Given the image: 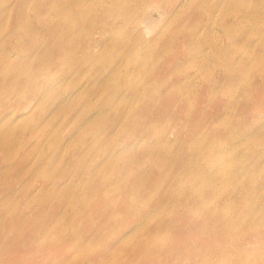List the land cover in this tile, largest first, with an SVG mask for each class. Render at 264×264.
I'll use <instances>...</instances> for the list:
<instances>
[{
  "label": "rangeland",
  "instance_id": "rangeland-1",
  "mask_svg": "<svg viewBox=\"0 0 264 264\" xmlns=\"http://www.w3.org/2000/svg\"><path fill=\"white\" fill-rule=\"evenodd\" d=\"M16 1L0 0L6 15L0 21V53L14 44L15 57L21 39L26 46L12 66H2L10 70L8 77L28 67L22 63L25 57L36 62L54 53L56 61L42 73H31L44 84L63 78L76 60L55 46L61 35L77 29L78 79L56 85L51 97H43L17 125L7 118L21 142L5 148L0 140V253L3 244L42 236L38 243L57 240L40 256L67 254L78 264H264V129L259 131L264 126V0H193L174 14L177 0L152 1L148 8L151 0H65L62 8H53L54 0H20L28 7L24 23L40 20L50 27L35 36L20 28L21 39L13 32L17 9L11 16L1 9L14 7ZM35 1L39 9L29 8ZM145 11L148 24H138L136 37L132 31ZM34 40L40 44L36 54L27 48ZM94 40L100 44L87 56L83 48ZM163 54L157 64L145 67ZM151 72L156 74L151 80L175 83L178 91L164 117L143 110L146 95L140 83ZM27 74H20L21 82ZM121 84L126 85L122 94L114 90ZM77 85L78 97L62 98ZM21 86H1L8 89L5 108L36 100L41 88L23 97ZM161 94L167 96L165 90ZM250 97L258 102H249ZM50 99L51 109L61 99L69 113L48 123L45 135L26 138L23 126L39 120ZM190 102L209 114L215 111L217 123L206 125L207 117L192 134L185 127ZM88 109V115L79 116ZM238 109L242 112L236 115ZM77 115L78 134L68 143L71 118ZM53 128L64 138L52 135ZM205 129L220 132V141L208 145ZM168 131L173 132L170 138ZM117 140L136 142L112 156ZM72 168L76 173L69 179L48 177L51 172L55 178L68 176ZM195 198L204 207H191ZM122 199L134 205L119 209ZM160 199L163 204L155 205ZM155 207L156 214L136 228L141 213L146 216ZM18 215L27 222L21 224L25 232L16 235ZM62 219L75 241L60 242ZM168 241L179 251L171 253ZM16 249L1 254L5 261L37 259L33 247ZM153 258L157 261H149Z\"/></svg>",
  "mask_w": 264,
  "mask_h": 264
},
{
  "label": "bare ground",
  "instance_id": "bare-ground-1",
  "mask_svg": "<svg viewBox=\"0 0 264 264\" xmlns=\"http://www.w3.org/2000/svg\"><path fill=\"white\" fill-rule=\"evenodd\" d=\"M20 0H17L15 3V6L12 8H9L8 6H4L1 9H6L8 12V15L11 16L12 11L14 10V8L17 9V14H15L14 16H12L13 22L16 24L15 29L13 30L14 34L17 35V37L20 38V28H23L22 30L26 33H28L30 36H35L37 33L47 30L48 32L50 31V27L48 26H43L44 23H42L40 20L35 22L36 20H31L29 23H24L23 20V14L27 11V6L23 5L22 3L19 2ZM51 1V0H50ZM65 0H54L51 1L50 4H53V8L54 7H58L62 8V3ZM150 1V0H145ZM155 2L157 4V0H151L150 2H148L147 4V8L150 7V3ZM193 0H177V2L175 3V6H173L171 13H175L180 11L181 9H183L189 2H191ZM201 2H203V0H199ZM197 1V3L199 2ZM36 3L33 2V4H31L29 6V8H35V9H39V3L37 1H35ZM59 3V4H58ZM58 4V5H57ZM196 4V3H195ZM159 11L161 12V14H164L163 9H161L160 7H158ZM46 10V9H45ZM4 13H2L0 11V21L2 22L4 17L6 15L3 16ZM69 13H66L65 16L67 17ZM147 16V12L145 11L143 13V17L138 21L136 27L133 29L132 33L136 36L139 37L140 33H139V29H138V24L143 22L146 25L148 24V21L146 19ZM11 19V17H10ZM38 20V19H37ZM25 26V27H24ZM72 30V29H71ZM70 30V31H71ZM189 33L194 32L193 28H189L188 30ZM69 35L65 36V35H61L60 36V41L58 43V45H56L55 47L58 49H63V55L64 56H71L74 57L72 61L76 60V63L74 65H72L65 73L63 78H56L54 79L51 83H47L44 84L46 81H42L40 80V78L38 77V75L34 74L36 72V70L40 73H42L45 70V67L51 64V60H55V55L54 53H49L48 55L39 58L36 62L34 60L31 59V57H25V60L22 62L23 64L27 63L28 67L26 69H24L23 71H19L18 74L16 76L13 77H8V74L10 72H8V70H6L8 67H2L4 64L12 66L15 61L17 59H20L23 55H24V49H26L25 44L23 43L22 39L21 41V45L18 48V53L16 54V56L14 57L13 52L16 49H14V44H10L11 48L9 47L8 50H4L3 54L2 52L0 53V69L4 70V72L2 74H0V121H4V122H0L1 123V128H4V130L2 131V133L0 134V140L2 141V143L5 144V148H8L9 145L12 141H15L17 143H20L21 141H19L18 136L15 134H12V131L14 132L13 126L8 125L7 121L9 119H13L15 122V125H17L19 122L23 121V119H26L28 116H30V113L33 112L34 109H36L37 106H39V104L41 103L40 101L42 100L43 97L45 96H49V98L51 97V95L53 94V92H50L56 85H59L62 82H67L69 80H76L78 79V59L75 55L76 49L78 48V30L74 29L71 32H68ZM178 35V34H177ZM175 35L174 37H172L173 39L177 36ZM68 39L70 40L69 43L67 44ZM16 42V41H15ZM96 43V44H95ZM16 44V43H15ZM19 44V43H18ZM95 44V45H94ZM98 44H100V40H94L93 43L91 44H87V46H85L83 48V51L87 53V56H91L95 51H96V47L98 46ZM40 44L38 41L34 40V42L31 45H28L27 48L29 50L35 51L36 54V50L39 48ZM8 47V46H6ZM175 48V47H174ZM20 49V50H19ZM160 49H158L159 51ZM78 51V50H77ZM175 51L177 52L175 49H172V52ZM162 52V50H161ZM26 53V51H25ZM159 53V52H158ZM22 54V55H21ZM165 54H163L161 57L159 58H152L146 65L145 67H150L153 66V64H157L158 61L164 57ZM172 56H174V54H172ZM56 61V60H55ZM140 59L139 56L137 57V60L135 63H139ZM21 64V66L23 65ZM37 65V66H35ZM5 66V65H4ZM143 66V65H142ZM171 67V65H169ZM173 67V65H172ZM17 71V70H16ZM34 72V73H31ZM159 71V70H158ZM21 73H28L24 79H23V83H25V86H21L22 82L20 80V74ZM156 77V74L154 72H151L149 74H147V79H144L141 81L140 85L143 89L144 95H146V98L143 102V110L145 113H151L152 115H154L156 118L159 117H164L165 115H167L169 113V99L171 96L175 95L178 93L176 86L174 85L175 83L172 82H164L161 81V83H157L156 79L155 81L151 80L152 78ZM141 79H137V81H140ZM189 82V81H188ZM13 84V90L16 89L15 87L17 86L18 88H20L21 86V96L23 97H27L28 96V92L29 91H35L38 88H41L38 91V93L36 94V97L34 99L36 100H30L27 103L23 104V106L21 108H14L10 109V107L5 108V103H7L8 99L6 96V91H8V89H5V91L2 90L3 85L7 86ZM125 84H121L117 87L114 88L115 92H118L120 94H122V90L125 88ZM57 88V87H56ZM165 88V89H164ZM66 89V88H65ZM139 89H135L133 90V92H138ZM165 90V92L167 93V96L165 97L164 94H161V92ZM53 91V90H52ZM36 92V91H35ZM34 92V93H35ZM50 94V95H49ZM81 95V94H80ZM37 96H39L37 98ZM54 96H56L54 94ZM76 98L78 97V85L76 87L75 90L73 91H64L62 98L66 99V98ZM82 97L84 98V96L82 95ZM17 98V97H16ZM32 98V97H31ZM60 98V97H59ZM21 99V98H19ZM47 99V98H46ZM45 99V100H46ZM249 102L252 103H257L258 102V98L253 99L252 97L248 98ZM23 100V99H22ZM44 100V99H43ZM42 100V101H43ZM24 101V100H23ZM27 101V100H26ZM50 103H45V107L46 110L42 111L44 112V115H42L39 120L43 121L39 123L38 118H31L32 120L28 123H26L23 126V131H24V135L27 136L26 138H30L33 139L36 136L39 135H45L46 132H48V127L46 126L48 123H50L52 120H57V119H61L62 117H65L68 113H69V108L64 109L62 105V100L60 99L58 104H55V107L53 109H51V99L49 100ZM148 102H151L150 105ZM248 102V103H249ZM17 105V104H16ZM41 105V104H40ZM190 109L186 112V121H185V127L193 134V132L195 130H198L202 124L205 122L206 118L208 117V121L205 123L206 125H211V127H213L217 122L214 119V115L217 114L215 111H211V114L207 113L205 111V109L200 108L199 106H197L196 104H193L192 102L189 103ZM25 109V110H24ZM52 111H51V110ZM23 110V111H22ZM41 110V109H40ZM249 108L247 109L248 112ZM22 111V112H20ZM90 109H88L85 113L79 115V116H86L88 115ZM20 112V113H19ZM242 110L238 109L237 110V114L239 115L241 114ZM97 115H101L102 112L101 111H97L95 112ZM27 115V116H26ZM24 116H26L24 118ZM173 117H176V114H172ZM211 116V119H209ZM43 117V118H42ZM7 118H9L7 120ZM42 118V119H41ZM45 123V124H43ZM71 127H70V136L68 138V143L72 142L75 135L78 134V115L76 117L71 118ZM14 125V124H13ZM20 127H18L19 129ZM264 129V126H261L259 131H262ZM49 132L52 133V135H55L57 137L60 138H64V135H62L61 133L58 132L57 128H53L51 129ZM144 132V131H142ZM205 135H206V139L205 142L208 145H213L214 143L220 141L221 138V133L218 131H211V130H204ZM173 132L172 131H168L167 132V136L168 138L172 137ZM21 135V134H20ZM257 133H255L254 136H256ZM22 136V135H21ZM17 139V140H16ZM136 141H132V142H128V141H122V140H117V142H115L111 155L114 156L117 153L120 152V150H125L127 147H129L130 145L134 144ZM120 145H122V149L120 148ZM26 158V157H24ZM55 157H52L51 159H53L52 161H54ZM76 168H72V170H70L71 174H69L67 176V173H65L64 176H60L59 178H55L57 176H55L56 174H54V172H51L48 177L51 181H55V180H61V179H69L71 177H74L75 173H76ZM69 171V172H70ZM4 172V171H3ZM68 172V173H69ZM61 173V172H60ZM12 173H9L8 175H1L4 178L9 176ZM74 174V175H73ZM15 176V175H13ZM23 176L19 175V179L21 180ZM18 178V176H17ZM77 178V175H76ZM25 179V178H24ZM155 190V187L152 189V191ZM164 199H160L155 205L158 204H163ZM119 204V209L124 208L123 206L129 208L132 207L134 205V203H130L127 201H124V199H122L121 201L117 202ZM115 203V204H117ZM191 207L193 208H202L204 207L202 205V201L199 200L198 198L193 199L192 203L190 204ZM3 207V206H2ZM158 210V207H155L153 210L149 211L147 213V215L145 216V214L143 215L141 213L140 218L136 219L135 222H137L135 224L136 228H143L144 226L142 225V221L144 220V218L147 220L149 219L151 216H154L156 214V211ZM18 217L20 218L18 222L14 223V229L16 232V235L21 234L23 232H25V228L21 225L24 222H27V218H25L22 215H18ZM211 219V218H210ZM93 223V222H91ZM182 223V221H178L177 224L180 225ZM206 224H208V221L206 220L205 222ZM60 228H63L64 231L61 235L60 238V242L62 243H69L70 240L75 241L71 238V230L68 227V221L67 219H62L61 220V224L59 225ZM77 226L76 224L73 225V229H76ZM141 231V230H139ZM42 236H32V237H26L22 240H20L19 242L15 243L12 242L10 244H3L2 248H1V253H0V261H2L4 264H64L66 262L69 261L70 264L71 261L78 264V259H71V257L69 255H62L60 253H54L51 252L48 255H44L43 257L40 256L42 250L47 248V245H53L57 239H46L44 241H42V243H38L37 239H40ZM197 238L198 240L201 239L200 237V233L198 232L197 234ZM121 238L119 237L116 241H120ZM69 241V242H68ZM171 247H172V251L171 253H175L179 250H176L173 247L172 241H168L167 242ZM20 247V248H26V247H33L35 250V255L37 257L36 260L32 259V258H28L27 261L25 260H7L5 261V259L2 257L1 254H5V253H13L16 252V248ZM155 247H159L158 244L155 245ZM111 256L114 257L115 254L111 253ZM28 261H37V262H28ZM50 261H54V262H50ZM88 261H92L91 259H88ZM94 261V260H93ZM149 261H157L156 258L153 259H149ZM2 264V263H0ZM91 264V262H90Z\"/></svg>",
  "mask_w": 264,
  "mask_h": 264
}]
</instances>
